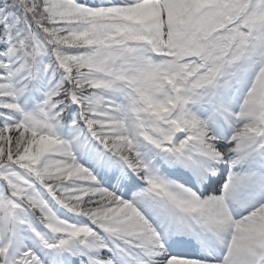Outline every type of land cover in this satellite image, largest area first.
<instances>
[{"label": "snow or ice", "instance_id": "6c2138e0", "mask_svg": "<svg viewBox=\"0 0 264 264\" xmlns=\"http://www.w3.org/2000/svg\"><path fill=\"white\" fill-rule=\"evenodd\" d=\"M0 264H264V0H0Z\"/></svg>", "mask_w": 264, "mask_h": 264}]
</instances>
